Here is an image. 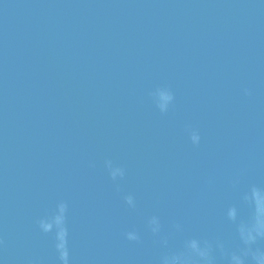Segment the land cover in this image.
<instances>
[{"label": "water", "instance_id": "water-1", "mask_svg": "<svg viewBox=\"0 0 264 264\" xmlns=\"http://www.w3.org/2000/svg\"><path fill=\"white\" fill-rule=\"evenodd\" d=\"M258 219L264 0H0V264H257Z\"/></svg>", "mask_w": 264, "mask_h": 264}, {"label": "clouds", "instance_id": "clouds-1", "mask_svg": "<svg viewBox=\"0 0 264 264\" xmlns=\"http://www.w3.org/2000/svg\"><path fill=\"white\" fill-rule=\"evenodd\" d=\"M254 230H255L257 236H264V219H258ZM250 239L254 240L255 237L250 236ZM61 247H63V245H61ZM193 247H195L194 244H193ZM198 255L201 258H204L205 260L209 259L208 258V250L207 249L204 250V251L199 252ZM66 257H67L66 252H62V259L65 260V264H66ZM177 259H179V258H176V257L173 258L174 261L177 260ZM255 259H256L257 264H264V254L257 255L255 257ZM233 260L237 261V264H243V262L240 261L238 257L234 256ZM209 264H210V262H209Z\"/></svg>", "mask_w": 264, "mask_h": 264}]
</instances>
